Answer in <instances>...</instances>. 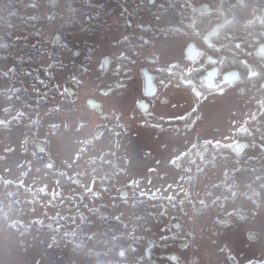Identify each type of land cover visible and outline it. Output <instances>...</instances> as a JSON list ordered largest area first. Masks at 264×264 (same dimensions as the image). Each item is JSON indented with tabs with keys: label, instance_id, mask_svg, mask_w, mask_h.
Wrapping results in <instances>:
<instances>
[{
	"label": "rangeland",
	"instance_id": "1",
	"mask_svg": "<svg viewBox=\"0 0 264 264\" xmlns=\"http://www.w3.org/2000/svg\"><path fill=\"white\" fill-rule=\"evenodd\" d=\"M174 1L0 0V122L13 120L0 126V264H30L35 239L41 247L53 242L85 254L92 264H264V220L252 202L264 187V62L252 75L260 64L247 60L241 93L232 84L207 90L190 80L191 70L167 68L176 69L170 78L189 79L192 91L205 99L193 119L201 139L220 141L201 142L181 164L193 176L181 195L140 190L138 196L134 182L102 180L115 176L106 163L118 120L86 100L105 104L103 95L120 90L142 67L154 72L155 37L181 28V17L167 10ZM183 1L190 4L185 22L198 31L195 40L204 55L214 52L201 38L217 31L219 23L210 18L218 12L223 20L226 13H239L247 33L264 31V0ZM173 36L168 48H181L188 37ZM178 55L188 60L186 46ZM245 93L243 118L235 106ZM241 139L246 148L236 152L231 144ZM249 159L260 166L256 177L240 174ZM47 166L74 176L75 183L63 189L69 200L54 195L58 183ZM149 196L157 197L148 201Z\"/></svg>",
	"mask_w": 264,
	"mask_h": 264
},
{
	"label": "crops",
	"instance_id": "2",
	"mask_svg": "<svg viewBox=\"0 0 264 264\" xmlns=\"http://www.w3.org/2000/svg\"><path fill=\"white\" fill-rule=\"evenodd\" d=\"M174 34L176 33H165L155 37L153 65L155 68L179 65L189 70L192 62L178 55L182 47H187L189 38L183 40L179 49L176 46L168 48L167 45L173 42ZM122 86L120 90L103 95L105 104L101 105V99H96L101 105L98 107H102L99 113L115 114L118 120L113 137L115 146L111 148L116 169L115 181L138 183L144 194L157 193L167 197L181 195L189 183L186 181L184 168L181 167L180 157L203 141H220L201 139L198 125L193 124L196 116L187 123L154 124L147 121L144 113L147 111L148 114L167 119L182 117L197 108V105L200 107L202 99L196 102L193 94L181 86L176 77L158 86L156 95L150 98L145 96L141 73L135 74L132 79H125ZM114 93L117 99H113ZM245 94L244 102L237 101L239 104L235 106L243 111L240 114L243 118L247 116L248 109L247 93ZM140 99L148 100L147 110H142L139 106ZM202 101L201 106L204 107L205 99ZM233 111L235 113L237 110ZM252 202L259 208L257 213L264 220V187L257 190ZM29 245L32 247L28 256L30 264H92V260L85 254H73L63 248L62 244L52 242L41 247L42 244L35 239Z\"/></svg>",
	"mask_w": 264,
	"mask_h": 264
},
{
	"label": "flooded vegetation",
	"instance_id": "3",
	"mask_svg": "<svg viewBox=\"0 0 264 264\" xmlns=\"http://www.w3.org/2000/svg\"><path fill=\"white\" fill-rule=\"evenodd\" d=\"M189 5L190 4H188V2H184L183 0L182 2H180L181 28L177 29L176 34L188 35L189 41L187 47L189 43L192 41L195 42L200 47V45L195 40L198 31L196 30L192 31L191 27L189 26V23L185 22L186 20L184 19V17L187 18L189 15V9H190ZM213 12L216 11L213 10ZM223 15H224L223 13L218 12L216 16H212L210 18V20L216 22V24L219 23L217 24L218 29L213 34V36H211V38L210 37L207 38L205 37V35H203L201 38L204 48L212 49L214 50V52L208 51L209 53L204 55L203 50L200 47V53L198 54V56L194 59H190L188 57L187 47H186V56L192 62V67L189 69L191 70L190 73H192V71L196 72V75L193 76V78H190V80H193L194 83L195 82L200 83L203 86L208 87L207 90L216 86L217 84H225V85L232 84L237 88V90L241 91V88H243L241 87V85L243 86V83L241 81L243 79L242 72L244 71V69L248 68L247 60L252 59L253 61L259 62L258 64H260V62H264V53L262 52V50H264V40L261 39L263 37L264 31L258 30L257 32H254V34H251L250 32L247 33L246 31L248 26L244 24L242 16L239 13H233L232 15L226 13V15H228L229 17L225 20H223L224 19ZM263 19H264V6L262 7V13L259 17V23H260L259 25L264 26ZM236 20H239L241 23V29L238 33L231 34L229 30L227 31L224 30L223 32V28L225 26ZM261 44L262 47L259 51V47L261 46ZM232 51H234L238 55L239 61L237 60L236 62H234L233 66L227 67V65L230 64L231 61L230 59H232L231 57H233V53H231ZM202 59L207 64L206 67L201 63ZM214 66H218L219 73L215 78L214 84L208 85L202 80V75L206 70ZM230 69H238L240 72V77L236 82L227 81L222 76L223 72ZM254 69H255L254 73L252 72L249 73H251L252 75L259 73L261 71L260 70L261 64L258 66L255 65ZM249 73L247 74L248 77H249ZM219 77H221L222 80H220ZM182 80L186 81L187 83L190 82L189 79L183 78ZM238 85H240V88L237 87ZM194 91H196V89ZM205 92L206 90L203 92V94Z\"/></svg>",
	"mask_w": 264,
	"mask_h": 264
},
{
	"label": "trees",
	"instance_id": "4",
	"mask_svg": "<svg viewBox=\"0 0 264 264\" xmlns=\"http://www.w3.org/2000/svg\"><path fill=\"white\" fill-rule=\"evenodd\" d=\"M167 10L171 13V14H174V15H179L181 16V12H180V3L179 1H174V2H169L168 3V7H167ZM241 29V23L239 20H236V21H233L231 23H229L227 26H225L223 28V32L224 30L227 31L229 30L231 34H235V33H238ZM231 51V49H230ZM231 53H233V57H231L232 59H230V64L227 65V67H230V66H233L234 65V62H236L238 60V55L232 51ZM239 61V60H238ZM172 67H176V66H172ZM176 71V69H175ZM175 71H172V70H167V68H156L154 70V73H155V78L156 80L159 82V86H162L164 85L169 79H170V76H172ZM193 75L195 76L196 75V72L195 71H192ZM176 78L177 80L179 81V84L181 86H183L184 88L186 89H189L192 94H193V97L195 99L196 102H199L201 100V97H202V94H196L194 91H192V86L190 83H187L185 81L182 80L180 74L176 75ZM205 88H208L206 86H204ZM197 112L198 110L195 108L193 109L190 113L182 116V117H176V118H171V119H167V118H162V117H158L156 115H153V114H149L148 115V119L154 123V124H166V123H187L189 121H191L196 115H197ZM10 121V120H9ZM8 123H4V122H0V126H6V125H9L11 123H13L11 120V122ZM262 129V128H261ZM262 131V130H261ZM115 146V144L113 143V147ZM208 146V145H207ZM206 146V151H208L209 149L207 148ZM208 149V150H207ZM195 150V148H191L190 151L184 153L181 157H180V160H181V164L182 165H185L186 163L184 162H188L186 160H189L191 158V154L192 152ZM210 151V150H209ZM201 152V151H200ZM202 153V152H201ZM262 157H263V160H264V147L261 146V151H260ZM110 158L111 160H109L106 164L110 165L111 167L114 166V154L112 153L110 155ZM210 161V160H209ZM254 160L253 159H249L248 161V166H244V168L240 169V174L242 176H245V174H251V175H256L258 174V172L260 171V166L257 168L256 166H253ZM47 169L49 172L51 173H54L55 175V180L57 181L58 183V191L54 194V195H57V196H61V197H65L66 200H69L70 198L67 197V196H64L63 195V189L64 187H66L67 185H71V184H74L75 181H74V176L72 175H68L65 171L63 170H56V171H53L52 168L50 166H47ZM256 178H253V181H255ZM103 182L106 183L107 180H115V176L114 174H110L109 177H104L103 179ZM186 181L187 183H192L193 182V176H189V174L187 175V178H186ZM8 183H13L11 181H8ZM79 183V182H78ZM17 185L19 189L23 190V191H29L30 189L20 183H18ZM131 185V184H130ZM111 187V186H110ZM136 190H135V193L138 194V196H142V193L140 192V186L138 183H136ZM112 188V187H111ZM110 188V189H111ZM107 189H109V186H107ZM34 191H40V189H35ZM45 194L47 195H53L52 193L50 192H45ZM53 195V196H54ZM14 196H16V194H14L12 197L14 199ZM150 199H148V201H152L154 200V198H156L157 196H149ZM165 199V198H163ZM26 203L27 205L30 203L29 201L26 200ZM63 203V202H62ZM148 203V202H147ZM12 205H13V209H16V202H12ZM59 205V204H58ZM134 208H137L138 207V202L134 203L133 205ZM146 216V214H145ZM143 219V218H142ZM116 221H118L116 219ZM136 221L138 222L139 220L136 218ZM122 225V222H118ZM48 233L50 235H54L56 233V231H53V230H49ZM61 235V234H60ZM62 236V235H61ZM54 242H57V243H64L65 240H62L60 238H56L54 240ZM82 248V247H80ZM121 257V256H120Z\"/></svg>",
	"mask_w": 264,
	"mask_h": 264
},
{
	"label": "water",
	"instance_id": "5",
	"mask_svg": "<svg viewBox=\"0 0 264 264\" xmlns=\"http://www.w3.org/2000/svg\"><path fill=\"white\" fill-rule=\"evenodd\" d=\"M261 47H262V44L259 47V51ZM262 52L264 53V50H262ZM199 53H200V47L195 42L193 41L190 42L187 47L188 57L190 59H194L198 56ZM108 62H109V58H105L103 61V64L105 67L108 66ZM218 73H219L218 66H214L204 72V74L202 75V80L208 85H213ZM141 74H142L143 81H144L145 96L148 98L155 96L158 91V84L155 79L154 72L150 70L148 67L144 66L141 68ZM222 76L227 81L236 82L240 77V72L238 69H230V70L223 72ZM86 101L88 104L93 105V106L100 105V102L98 100L91 98V97L87 98ZM148 105H149V102L147 99L139 100V106L141 107L142 110H147ZM246 145H247V141L244 139H241V140L233 142L231 144V147L236 152H242L246 148ZM149 247L150 246L146 248L147 256H149V252H148Z\"/></svg>",
	"mask_w": 264,
	"mask_h": 264
}]
</instances>
